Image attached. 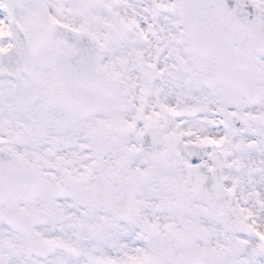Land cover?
<instances>
[{"label":"snow or ice","instance_id":"1","mask_svg":"<svg viewBox=\"0 0 264 264\" xmlns=\"http://www.w3.org/2000/svg\"><path fill=\"white\" fill-rule=\"evenodd\" d=\"M0 264H264V0H0Z\"/></svg>","mask_w":264,"mask_h":264}]
</instances>
